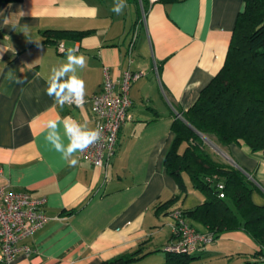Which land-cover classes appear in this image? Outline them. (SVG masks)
I'll return each mask as SVG.
<instances>
[{
  "label": "crops",
  "instance_id": "0c3cea01",
  "mask_svg": "<svg viewBox=\"0 0 264 264\" xmlns=\"http://www.w3.org/2000/svg\"><path fill=\"white\" fill-rule=\"evenodd\" d=\"M113 3L0 2V186L44 197L42 209L49 216L24 238L30 254L0 264H100L143 241L144 250L152 252L140 261L160 263L172 235L170 211L192 209L205 199L183 172L186 191L168 207L157 208L179 193L164 165L174 136L171 123L222 66L244 1L155 0L145 5L144 17L140 0H126L122 15L111 11ZM135 28L129 63L127 45ZM46 29L78 34L46 40ZM59 44L75 46L86 57V67L78 70L86 98L100 89L105 67L117 80L128 67L141 71L129 91L133 117L121 125L106 166H94L77 153L73 158L78 164L72 167L45 140L51 119L72 116L95 126L90 102L60 109L46 94L51 68L66 60ZM219 149L227 158L217 152L213 158L248 173L254 183L252 201L264 204V153L244 143ZM256 247L244 230H225L189 264H243Z\"/></svg>",
  "mask_w": 264,
  "mask_h": 264
},
{
  "label": "trees",
  "instance_id": "16d2710c",
  "mask_svg": "<svg viewBox=\"0 0 264 264\" xmlns=\"http://www.w3.org/2000/svg\"><path fill=\"white\" fill-rule=\"evenodd\" d=\"M14 1L20 0H0ZM243 1L244 8L236 16L222 66L187 109L177 110L180 115L171 123L174 136L164 165L176 180L179 193L157 208L168 207L186 191L182 178L185 172L193 186L205 195L201 204L182 210L188 221L201 223L215 238L225 230H244L257 247L243 264H264V204H255L251 199L253 180L233 164L214 159L202 140L206 136L219 148L244 143L251 151L264 153V0ZM141 2L145 9L149 1ZM60 33L78 34L72 30L43 32L46 40H55ZM219 182L222 189L217 186ZM144 243L100 264L137 262L152 252L144 250ZM163 252L164 261L155 264H189L198 254L165 248Z\"/></svg>",
  "mask_w": 264,
  "mask_h": 264
},
{
  "label": "built area",
  "instance_id": "2783aa9c",
  "mask_svg": "<svg viewBox=\"0 0 264 264\" xmlns=\"http://www.w3.org/2000/svg\"><path fill=\"white\" fill-rule=\"evenodd\" d=\"M149 3L155 0H148ZM142 5V2L140 0ZM144 6L142 13L144 17ZM137 38V29L131 34L127 45V59L132 61V51ZM61 44H59V49ZM141 75V71L124 69L120 78L114 79L104 68V77L100 89L86 98L90 102L95 126L103 129L102 139L78 153L94 166H106L115 154L118 134L121 125L133 117L129 91L132 83ZM222 189L221 182L217 184ZM219 196L223 193L220 191ZM44 197L33 196L27 191L7 190L0 186V262L9 263L18 254H30L32 248L23 242L24 238L41 228L49 219L42 209ZM172 218V237L164 246L173 252L200 251L215 239L213 232L198 229L183 215L182 210L175 208L170 211Z\"/></svg>",
  "mask_w": 264,
  "mask_h": 264
},
{
  "label": "clouds",
  "instance_id": "9594fccd",
  "mask_svg": "<svg viewBox=\"0 0 264 264\" xmlns=\"http://www.w3.org/2000/svg\"><path fill=\"white\" fill-rule=\"evenodd\" d=\"M127 6L126 0H114L111 11L122 15ZM93 11L98 12V9ZM60 51L64 53L66 60L51 68L46 81V94L60 109L65 105L81 108L86 103V85L78 75V70L86 67L87 59L75 46L65 48L61 44ZM9 75L11 76V72ZM102 132L101 127H89L87 122L81 123L72 116H66L47 121L45 140L64 161L75 167L78 160L73 157L98 143L102 139Z\"/></svg>",
  "mask_w": 264,
  "mask_h": 264
},
{
  "label": "rangeland",
  "instance_id": "374dc122",
  "mask_svg": "<svg viewBox=\"0 0 264 264\" xmlns=\"http://www.w3.org/2000/svg\"><path fill=\"white\" fill-rule=\"evenodd\" d=\"M202 140L204 141V144H205L206 148L209 149L213 154H215L217 152L218 153V156L221 157L222 159L225 160V158H227V157H225L222 154V152L220 151V149L215 145V143L211 139H209L206 136H202ZM248 178H250V176H248ZM137 262H140V264H145L143 261H140V260H138Z\"/></svg>",
  "mask_w": 264,
  "mask_h": 264
},
{
  "label": "water",
  "instance_id": "95a60500",
  "mask_svg": "<svg viewBox=\"0 0 264 264\" xmlns=\"http://www.w3.org/2000/svg\"><path fill=\"white\" fill-rule=\"evenodd\" d=\"M246 174H248V173H246ZM248 176H249V174H248Z\"/></svg>",
  "mask_w": 264,
  "mask_h": 264
}]
</instances>
